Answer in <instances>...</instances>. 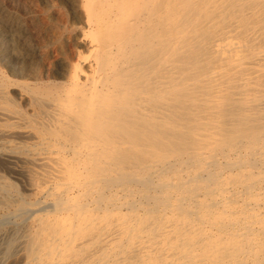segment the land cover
I'll list each match as a JSON object with an SVG mask.
<instances>
[{"label": "bare ground", "instance_id": "1", "mask_svg": "<svg viewBox=\"0 0 264 264\" xmlns=\"http://www.w3.org/2000/svg\"><path fill=\"white\" fill-rule=\"evenodd\" d=\"M69 2L0 57V138L48 155L25 264H264V0Z\"/></svg>", "mask_w": 264, "mask_h": 264}, {"label": "rangeland", "instance_id": "2", "mask_svg": "<svg viewBox=\"0 0 264 264\" xmlns=\"http://www.w3.org/2000/svg\"><path fill=\"white\" fill-rule=\"evenodd\" d=\"M69 1L0 0V57L4 65L8 68H19L27 62L39 64L41 51L44 50L51 49V53L54 50L53 54H56L61 44L55 39L61 37L64 40L68 35L67 25L62 21L61 15L69 11ZM56 58L59 59L60 55ZM16 147L18 145L15 142L0 138V264L26 263L24 248L34 214L31 215V212L44 207L49 199L46 188L51 184V180L43 177V182L42 175H39L42 172L41 158L44 157V161L45 157H48L47 153L39 155L34 153V148ZM6 183L12 184L13 187L5 185Z\"/></svg>", "mask_w": 264, "mask_h": 264}]
</instances>
